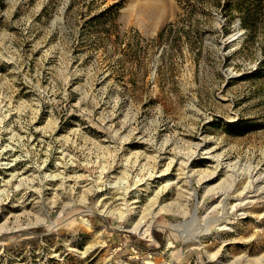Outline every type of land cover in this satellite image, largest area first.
Listing matches in <instances>:
<instances>
[{"label":"rangeland","instance_id":"1","mask_svg":"<svg viewBox=\"0 0 264 264\" xmlns=\"http://www.w3.org/2000/svg\"><path fill=\"white\" fill-rule=\"evenodd\" d=\"M142 5L0 0V264H264V0Z\"/></svg>","mask_w":264,"mask_h":264},{"label":"bare ground","instance_id":"2","mask_svg":"<svg viewBox=\"0 0 264 264\" xmlns=\"http://www.w3.org/2000/svg\"><path fill=\"white\" fill-rule=\"evenodd\" d=\"M143 3V2H142ZM135 9V8H134ZM139 12L141 14H143L145 17L146 15L149 17V21L150 22V29L152 30H155L156 28H158L160 26V24H162L163 22H165L167 19H169L170 17H172V13H173V0H144V5H142L140 7V10ZM145 17H142V18H145ZM148 20V19H147ZM203 146V145H201ZM200 148V146H199ZM209 152V151H208ZM212 155V154H211ZM210 155V156H211ZM188 157V156H187ZM216 157V156H215ZM214 159V158H213ZM182 160V159H181ZM186 173V171H185ZM164 174V173H163ZM211 174V173H210ZM208 175V174H207ZM213 179V178H212ZM259 179H255L254 181L252 182H247L248 184L244 187V189L242 190V192H240V194H238V199L242 200L241 196L243 195V193L245 191L247 192H250L253 193L255 192V195L256 193L260 192L261 190H263L261 187H259L258 183H259ZM261 182V181H260ZM222 187V186H221ZM237 187V186H236ZM224 188V187H223ZM264 188V187H263ZM215 190V189H214ZM223 190V189H222ZM225 190V189H224ZM238 190V189H237ZM211 191V190H210ZM214 192V191H213ZM224 192V191H223ZM190 193H191V196H197V193L195 192V190H190ZM210 194V193H209ZM245 194V193H244ZM225 195V194H224ZM232 195V194H231ZM230 196V195H229ZM246 196V195H245ZM241 197V198H240ZM231 198V197H230ZM225 200H228L227 198H225ZM244 201V200H243ZM153 202H157L156 201H153ZM247 202V201H246ZM225 203V202H224ZM254 203V202H252ZM156 204V203H155ZM154 204V205H155ZM251 204V203H249ZM240 206H243V205H240ZM245 206V205H244ZM154 208V207H153ZM185 208V207H183ZM241 208V207H240ZM166 211H171V207H166L165 209ZM247 210V209H246ZM219 211V210H218ZM248 211V210H247ZM159 212V211H158ZM155 213L153 215V218L156 217V215L158 214ZM153 214V212H151ZM242 214H247L246 212H243ZM187 215V214H186ZM123 216V213L121 214V217ZM150 216V215H149ZM152 216V215H151ZM204 221L208 223H211L212 222H215V223H225L229 221V214L226 212V209L224 207V204L221 205V209L220 211L217 213V215L212 218V219H208V217H205L204 218ZM197 222V213L195 212L193 215H192V219H191V224L192 223H196ZM86 224L87 225H91L89 221H86ZM213 225V224H212ZM194 226V225H193ZM208 228V227H207ZM221 230V229H220ZM144 234V233H143ZM192 236V235H191ZM183 238V237H182ZM192 237H190L189 239L190 240H187L186 242L189 243V242H192V244H188V246H194V245H197L196 243V239H191ZM197 242H200V241H197ZM236 242V241H235ZM171 243V242H170ZM186 244V243H185ZM199 244V243H198ZM196 247V246H195ZM235 256V255H234ZM241 257V256H240ZM245 257V256H244ZM248 259V258H247ZM261 261L264 260V257L260 258ZM249 261V260H248ZM234 262V260H233ZM239 262V261H238ZM245 264V263H244ZM247 264V263H246Z\"/></svg>","mask_w":264,"mask_h":264},{"label":"trees","instance_id":"3","mask_svg":"<svg viewBox=\"0 0 264 264\" xmlns=\"http://www.w3.org/2000/svg\"><path fill=\"white\" fill-rule=\"evenodd\" d=\"M245 5H246V4H245ZM247 6L250 7V4H247ZM242 21H243V23H244V25H245V24L247 23V18L244 17Z\"/></svg>","mask_w":264,"mask_h":264}]
</instances>
